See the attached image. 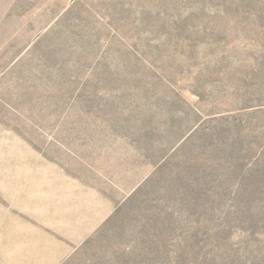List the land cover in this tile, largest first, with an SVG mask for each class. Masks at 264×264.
I'll return each instance as SVG.
<instances>
[{"label": "rangeland", "instance_id": "obj_1", "mask_svg": "<svg viewBox=\"0 0 264 264\" xmlns=\"http://www.w3.org/2000/svg\"><path fill=\"white\" fill-rule=\"evenodd\" d=\"M20 200L103 218L61 264H264V0H0V264Z\"/></svg>", "mask_w": 264, "mask_h": 264}, {"label": "crops", "instance_id": "obj_2", "mask_svg": "<svg viewBox=\"0 0 264 264\" xmlns=\"http://www.w3.org/2000/svg\"><path fill=\"white\" fill-rule=\"evenodd\" d=\"M9 191L20 196L27 194L25 188ZM37 206L43 207L44 213L37 211ZM29 207L32 211H29L28 205L20 200L19 203H15L18 214L7 211L5 215V247H8L10 253H14L15 257H20V262L16 261L15 264H61L72 249L69 248V243L81 244L99 225L98 222L103 219H100V216L96 222L92 218L86 219L84 214H70L67 211L52 215L48 213L42 200L40 202L32 201ZM11 214L15 218L12 219ZM49 231L54 234H50ZM25 237L29 238L27 249L24 247L23 238L25 239ZM15 239H18V242H15ZM11 241L14 242V245ZM43 245L47 247L44 249ZM39 251L42 254L44 252L45 255L39 257L37 254ZM23 259L26 261L21 263Z\"/></svg>", "mask_w": 264, "mask_h": 264}]
</instances>
